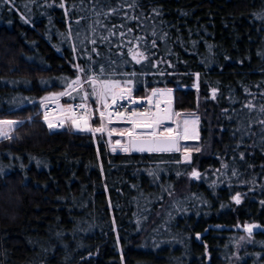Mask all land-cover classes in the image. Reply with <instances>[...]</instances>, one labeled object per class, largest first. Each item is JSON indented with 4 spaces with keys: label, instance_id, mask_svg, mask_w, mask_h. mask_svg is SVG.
<instances>
[{
    "label": "trees",
    "instance_id": "trees-1",
    "mask_svg": "<svg viewBox=\"0 0 264 264\" xmlns=\"http://www.w3.org/2000/svg\"><path fill=\"white\" fill-rule=\"evenodd\" d=\"M261 15L264 0L0 3V118L22 122L0 139V264H264V229L240 227L264 225ZM77 75L89 93L92 75L137 96L171 88L198 139L112 151L129 123L106 122L109 137L47 130L39 102Z\"/></svg>",
    "mask_w": 264,
    "mask_h": 264
},
{
    "label": "snow or ice",
    "instance_id": "snow-or-ice-1",
    "mask_svg": "<svg viewBox=\"0 0 264 264\" xmlns=\"http://www.w3.org/2000/svg\"><path fill=\"white\" fill-rule=\"evenodd\" d=\"M9 2V0H0V3ZM63 6V4H61ZM260 19H264V15L259 17ZM131 31V29H129ZM137 39H140L139 37ZM95 43V41H92ZM155 45V42H153ZM129 54L132 56V59L135 60L136 63H140L141 60L146 59L144 54L140 51H133L131 48L129 49ZM77 67V72H83L84 69L80 68L79 65ZM103 73V69L101 70V74ZM131 75H135L132 73ZM85 83H88L92 87L91 93L88 91H84L81 83L80 76L77 75L76 79L67 81L65 90L55 94L53 97H44L42 100V104L44 101L49 99H57L60 96H69L72 97L73 92H77L78 89L83 91V95L80 96V99L83 101L82 103L76 105H68L66 108L61 107V124H63L66 120H70L73 126L80 131H90L93 133H104L106 130L108 131V135L111 136L115 131L114 129H106L105 119L109 122L112 119L113 112L109 111L110 108H113L117 105L118 99L129 100L132 104L141 103L140 100L131 99V80H127L123 82V87H121L120 81L114 80H101L99 76L92 75L87 78ZM171 89L166 90L167 94H171ZM164 90L153 89L152 96L146 98L147 103L150 105L149 108L144 109L143 111H131L129 115L125 116L123 112L117 111L115 115L120 117L121 119H126L128 123L132 125L130 129H126L120 133L121 136H127L128 143L126 145H121L120 141H116V146L120 147L123 151L136 150V151H179L180 140L187 139H198V134L195 129L189 128L190 121L188 119L183 120V124L173 121L176 123V128H172L171 126H166V121H172L173 116H180V113H173L170 108L161 109L160 102L157 100L154 104L156 111H152L153 106V96L164 95ZM215 95V90H213V96ZM95 99L97 107L95 111L99 113L100 116V126L96 128H92L89 126V120L91 119L89 115V105L87 101L89 97ZM111 98L112 104L108 103V99ZM170 103V101H169ZM250 110L253 107L251 103L246 105ZM76 109H81L79 115L76 112ZM261 111L264 112V107L261 108ZM44 120L48 124L49 129L56 127L49 120V113L45 111ZM198 122V118L192 121L193 124ZM22 123L20 121H11V120H0V138L8 139L9 133L11 132L14 125ZM261 124H264V120L260 121ZM113 151L116 150L114 146L112 148ZM196 151H200L199 148L195 149ZM185 161L190 160V155L188 151L185 150ZM199 173L195 170L192 171V177H199ZM236 203H240L239 194L233 198ZM253 226L246 225L245 231L251 234ZM241 239H244L241 237Z\"/></svg>",
    "mask_w": 264,
    "mask_h": 264
},
{
    "label": "built area",
    "instance_id": "built-area-1",
    "mask_svg": "<svg viewBox=\"0 0 264 264\" xmlns=\"http://www.w3.org/2000/svg\"><path fill=\"white\" fill-rule=\"evenodd\" d=\"M152 96V92H150L148 95L145 96H137L133 95L131 93V99L133 100H140L141 103L139 104H132L130 103L129 100H124V99H118L117 100V105L114 106L113 108H110L109 111L113 112V116L110 122H127L126 119H121L115 113L117 111L123 112L125 116L129 115L131 111H143L144 109H147L150 107V105L147 103L146 98ZM153 106L152 111H156V108L154 107V104L157 100L160 102V108L165 109V108H170V104L168 102V99L166 98H160L158 95L153 96ZM83 101L80 100H74V101H69V102H64L58 97L57 99H49L47 101H44L42 104V100L38 104V114H39V120L43 123L45 128L49 131L53 130H58L63 128L66 125H71L75 130H77L72 122L70 120H66L63 124H61V113H60V108L64 107L66 108L68 105H76L79 103H82ZM108 103L112 104L111 98L108 99ZM89 105V104H88ZM97 107L96 102L93 105H89L90 111L89 115L90 117H95L97 119H100L99 113L95 111V108ZM45 111H48L49 113V120L56 125V127L49 129L48 124L44 120V113ZM77 114L79 115L83 110L81 109H76ZM105 122H109L107 119H105ZM130 124V123H129ZM78 131V130H77ZM1 139V138H0Z\"/></svg>",
    "mask_w": 264,
    "mask_h": 264
},
{
    "label": "rangeland",
    "instance_id": "rangeland-1",
    "mask_svg": "<svg viewBox=\"0 0 264 264\" xmlns=\"http://www.w3.org/2000/svg\"><path fill=\"white\" fill-rule=\"evenodd\" d=\"M168 89H171V88H169V87H167V90ZM172 90V89H171ZM150 92H153V90L152 91H150ZM149 92V93H150ZM148 93V94H149ZM171 97H170V99L168 98V102L170 101V109H171V111L173 112V113H180L181 115L180 116H173V120L172 121H166L165 122V125L166 126H171L172 128H176V123H174L173 121H176V122H179V123H181V125L183 124V120L184 119H188L189 121H190V123H189V128L190 129H192V128H194L195 129V131H196V133H197V122L195 123V124H193L192 123V121L193 120H195L197 117H196V115H194L193 113H188V112H180V111H174L173 109H172V105H171V99H172V91H171ZM46 97H53V96H46ZM0 120H11V121H20L19 119H14V118H0ZM100 123H101V121H100V119H98V123L97 124H91L90 122H89V126L90 127H92V128H96V127H99L100 126ZM105 124H106V122H105ZM15 126V125H14ZM14 126H13V128H14ZM70 127L72 128V129H74L71 125H70ZM132 127V125H130L129 127H128V129H130ZM12 128V129H13ZM106 129H109L108 127H107V125H106ZM75 130V129H74ZM78 131H80V130H78ZM90 132V131H89ZM90 133H92L93 135L94 134H96V133H93V132H90ZM120 133L121 132H118L117 134H116V138L114 137V138H107V143H108V146L110 147V148H113L114 146L115 147H118V146H116V141H120V144L121 145H126L127 144V142H128V137L125 135V136H121L120 135ZM10 134V133H9ZM104 134L106 135V137L108 136L109 137V135H108V131L106 130L105 132H104ZM191 140H194V139H187V140H180V142H179V145H181L183 142H185V141H191ZM120 148V147H119ZM188 154H189V152H188ZM184 156H185V152H182L181 153V158H182V160H184ZM246 225H251V226H253V228H252V231H254V230H257V229H264V225H259V224H257V223H249V222H245V223H243L240 227L242 228V231L244 232V235H245V237H248L250 234L248 233V232H246L245 231V226Z\"/></svg>",
    "mask_w": 264,
    "mask_h": 264
},
{
    "label": "crops",
    "instance_id": "crops-1",
    "mask_svg": "<svg viewBox=\"0 0 264 264\" xmlns=\"http://www.w3.org/2000/svg\"><path fill=\"white\" fill-rule=\"evenodd\" d=\"M154 89H158V90H164V92H165V94L164 95H158L160 98H166V99H170V97H171V95H168L167 94V92H166V90H167V88H154ZM153 90V89H152ZM151 90V91H152Z\"/></svg>",
    "mask_w": 264,
    "mask_h": 264
},
{
    "label": "water",
    "instance_id": "water-1",
    "mask_svg": "<svg viewBox=\"0 0 264 264\" xmlns=\"http://www.w3.org/2000/svg\"><path fill=\"white\" fill-rule=\"evenodd\" d=\"M129 139V138H128ZM128 143V142H127ZM112 150V148H110ZM113 151V150H112ZM115 151H123L121 150V148L116 147ZM129 152H149V151H136V150H129ZM153 152H157V151H153ZM158 152H163V151H158ZM166 152H172V151H166Z\"/></svg>",
    "mask_w": 264,
    "mask_h": 264
}]
</instances>
